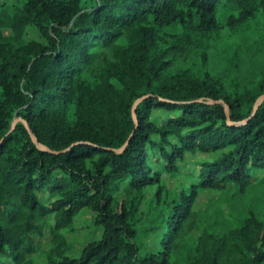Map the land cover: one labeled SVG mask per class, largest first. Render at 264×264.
Returning a JSON list of instances; mask_svg holds the SVG:
<instances>
[{"label": "trees", "instance_id": "obj_1", "mask_svg": "<svg viewBox=\"0 0 264 264\" xmlns=\"http://www.w3.org/2000/svg\"><path fill=\"white\" fill-rule=\"evenodd\" d=\"M11 1L0 0V264H36L46 230L40 264H264V50L231 66L212 55L264 0ZM196 155L168 189L164 175ZM203 192L229 214L201 208ZM81 210L102 232L73 255L63 231Z\"/></svg>", "mask_w": 264, "mask_h": 264}, {"label": "rangeland", "instance_id": "obj_2", "mask_svg": "<svg viewBox=\"0 0 264 264\" xmlns=\"http://www.w3.org/2000/svg\"><path fill=\"white\" fill-rule=\"evenodd\" d=\"M2 2L11 4V0H2ZM5 36H10V31H4ZM26 39H37V32L33 29H27L25 33ZM256 50H264V14L261 15L254 23H250L243 32L238 35L223 33L219 37L216 48L213 55V59L220 65L231 66L230 63L236 62V54L242 56L244 54H253ZM264 55V54H262ZM212 59V57H211ZM264 61V56L260 58ZM165 113L161 111L153 112L152 120L155 123H161L160 119H164ZM201 159V155L189 156L187 164L184 166L183 171L179 177L169 178L165 177V183L168 189H179L180 186L187 181V176L193 173L197 166L196 161ZM222 195L217 192H203L199 197L200 207L204 210L207 207L216 210L217 207L224 209L226 214H229L230 210L226 202L222 201ZM149 198V196H148ZM44 199V198H43ZM43 201L47 202V199ZM94 214L88 210H81L74 217L72 227L65 229L63 233L66 235L68 242L72 245L71 253L77 254L78 251L89 241L99 239L101 236V228L96 226ZM37 253L34 255L36 264H40L47 254L49 249L50 238L48 230L44 232V235L36 238Z\"/></svg>", "mask_w": 264, "mask_h": 264}, {"label": "water", "instance_id": "obj_3", "mask_svg": "<svg viewBox=\"0 0 264 264\" xmlns=\"http://www.w3.org/2000/svg\"><path fill=\"white\" fill-rule=\"evenodd\" d=\"M143 99H144V98L137 99V100L134 102V104H133V107H132V117H133V120H135V121H136V115H135L136 107H137L138 103H139L140 101H142ZM262 100H264V95L261 96V97L258 99V102L256 103L254 109L257 108V105H258L259 103H261ZM214 103H222V101H217V102H214ZM225 111H226V113H227V108H226V107H225ZM15 123H16V121L14 120V121L12 122V130H13L14 127H15ZM24 125L26 126V123H24ZM26 127H27V126H26ZM32 141H33L34 143L37 142L36 139H35L34 137H32ZM40 148L43 149V150H45V151H49V150H48L47 148H45L44 146H41V145H40ZM68 150H69V149H67L66 151H68Z\"/></svg>", "mask_w": 264, "mask_h": 264}]
</instances>
